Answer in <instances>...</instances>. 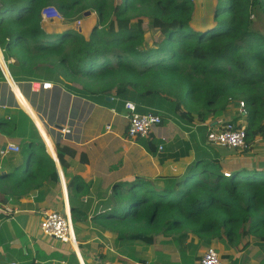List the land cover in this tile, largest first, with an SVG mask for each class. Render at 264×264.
<instances>
[{
	"label": "trees",
	"instance_id": "trees-1",
	"mask_svg": "<svg viewBox=\"0 0 264 264\" xmlns=\"http://www.w3.org/2000/svg\"><path fill=\"white\" fill-rule=\"evenodd\" d=\"M194 5L191 0H0V46L27 76L53 78L127 117L159 115L160 125L173 121L188 135L194 161L183 174L116 181L103 199L104 210L92 215L96 228L113 235L116 251L143 260L134 254L137 246L161 236L160 244L175 249L182 264L198 261L200 249L214 242L226 250L256 246L255 264H264V169L244 167L225 176L222 164L231 149L206 142L209 126L237 101L245 110L246 146L240 152L245 155L257 138L264 140V30L250 25L252 0H217L205 29L190 23ZM47 6L67 23L87 12L95 13L96 22L87 37L75 28L48 33L42 26ZM258 7L264 15V0ZM144 17L158 30L148 46ZM57 148L63 169L68 166L63 154L72 158L75 152ZM53 162L43 144L23 149L17 171L0 174V192L16 200L36 190L34 199L41 200L50 187L43 177L35 178L48 175L55 185ZM85 186L78 176L69 183L72 189ZM80 215L85 213L70 205L74 229ZM246 235L252 238L245 240ZM99 258L104 264L106 255Z\"/></svg>",
	"mask_w": 264,
	"mask_h": 264
},
{
	"label": "crops",
	"instance_id": "crops-1",
	"mask_svg": "<svg viewBox=\"0 0 264 264\" xmlns=\"http://www.w3.org/2000/svg\"><path fill=\"white\" fill-rule=\"evenodd\" d=\"M196 2L199 13L203 12L205 18L211 16L212 20L217 0ZM194 4L193 17L197 11ZM252 5L255 8L251 18L258 15L264 20L258 0H252ZM79 20L81 33L87 37L96 15L90 13ZM83 21L86 22L84 30ZM63 24L65 26L54 19L42 20L44 30L52 34L72 28L70 23ZM6 58L9 63L0 65V174L17 171L23 149L43 144L54 161L58 181L50 186L48 175L35 178L43 177L50 187L39 201L34 199L38 195L36 190H29L28 195L16 200L0 192V264H98L100 253L106 255L104 264H182L175 249L160 244L161 236H156L154 243L147 247L137 246L134 254L143 260L130 259L125 249H114L113 235L96 228L91 217L104 210L103 199L110 195L116 181L129 182L136 175L151 179L159 175L183 174L194 161L188 135L169 120L154 127L147 137L130 138L126 135V114L74 94L53 78L27 76L12 64V58ZM47 82L52 84L49 89L43 88ZM127 107L133 108V105L127 104ZM227 110L217 121L244 126L245 120L239 121L240 116H236L231 107ZM64 129L70 131L64 133ZM8 143L18 145L20 150H5ZM58 144L75 152L72 158L63 154L68 164L63 169L57 159ZM231 160L224 161V170L232 167ZM252 164L251 167L264 169V152ZM74 176L80 177L87 186L70 188ZM66 205L69 215L70 205L85 213L74 224L76 245L44 235L39 230L44 209L63 213L67 211ZM211 246L221 248V254L231 253L232 258L223 259V264H255L258 261L260 250L256 246L247 250H242V244L227 250L219 242Z\"/></svg>",
	"mask_w": 264,
	"mask_h": 264
},
{
	"label": "built area",
	"instance_id": "built-area-1",
	"mask_svg": "<svg viewBox=\"0 0 264 264\" xmlns=\"http://www.w3.org/2000/svg\"><path fill=\"white\" fill-rule=\"evenodd\" d=\"M194 1V0H191ZM44 19H63L61 14L54 7H45L42 11ZM80 25V20L76 21L75 26ZM9 63L6 58L4 50L0 46V65ZM51 83H44L43 88H50ZM238 112L241 115L245 113L243 102H239ZM161 124V117L153 113L146 114H132L127 117L126 135L130 138L147 137L154 127ZM109 128V126H107ZM64 133H68L69 129H64ZM208 144L217 145L228 148L243 149L245 145V132L243 126L238 128L237 124L232 122H218L215 126L209 128L207 134ZM162 148V146H159ZM5 150L18 152L20 147L14 143H8ZM230 172L223 171V175L229 176ZM67 211L59 212L57 210L47 208L44 209L40 222L39 230L42 234L56 238L64 243H74L73 227L70 215ZM197 264H223L220 254L214 247H207L202 253L201 258L198 259Z\"/></svg>",
	"mask_w": 264,
	"mask_h": 264
},
{
	"label": "rangeland",
	"instance_id": "rangeland-1",
	"mask_svg": "<svg viewBox=\"0 0 264 264\" xmlns=\"http://www.w3.org/2000/svg\"><path fill=\"white\" fill-rule=\"evenodd\" d=\"M117 1H119V0H117ZM196 1L197 0H195L194 3H196L197 11H196L194 17L192 15V19H191L190 23H191V25L194 28H203V29H205V28L208 27V24L211 21L210 20V17L211 16L209 17V15H207V18H205L203 12L200 14L199 13V7L197 6V2ZM49 7L51 8L52 6H49ZM194 8H195V6H194ZM83 19H84V16H83ZM63 20L64 19H61V20L60 19H56L55 21H57V22L61 23L63 26H65L63 24V22H65V21H63ZM77 20H75L74 22L70 23L71 24L70 26L72 28H76L75 25H76V21ZM143 21H144L143 22V29L145 31V41H144V44L143 45L144 46H148V45H150L152 43V40L157 36L158 30L156 28H152L145 17H144ZM198 25H200V26H198ZM250 25L254 29L264 30V20H263L262 17H260L258 15H255V16L252 17V21H251V24ZM85 26H86V22L83 21V23H82L83 30H84ZM239 102L240 101H237V102H234V103H231V104L228 105V108L231 107V110L233 112H235V115L236 116H239L238 115L239 113L237 112L238 111L237 108L239 107ZM238 120L239 121L244 120L243 115H241L238 118ZM214 146H217V145H214ZM230 149L231 150L228 151V153H230V154H229V156H226V159H225V160H227V159L228 160H231L232 159L229 163H232L233 162L232 167L225 168V170H227L229 172H231L233 170H236V169H239L241 167L242 168H244V167H251L252 165H254V164H252L253 161H254V159H256L259 154H262L264 152V140H262L260 138H257L256 139V142H255L254 149H251L248 153H245V155L240 152L241 149H234V150L232 148H230ZM224 161H223V164H225ZM73 229H74V227H73ZM75 230H76V228L74 229V233H75ZM251 238H252L251 236H247L246 235L245 240H248V239H251ZM212 247H214L215 250L221 255V253H222L221 252V248L219 250L215 246H212ZM205 249H206L205 247H202L200 249V251H199L200 252V255H202V253L205 251Z\"/></svg>",
	"mask_w": 264,
	"mask_h": 264
},
{
	"label": "water",
	"instance_id": "water-1",
	"mask_svg": "<svg viewBox=\"0 0 264 264\" xmlns=\"http://www.w3.org/2000/svg\"><path fill=\"white\" fill-rule=\"evenodd\" d=\"M90 15V12H87V13H85L83 16L84 17H87V16H89ZM78 32H80L81 31V29H80V27L78 26V27H76L75 28ZM112 98L111 97H106V100L107 101H110ZM213 125V124H212ZM52 154H53V156H54V158L56 157L55 156V153L54 152H52ZM58 165V164H57ZM58 168H59V166H58ZM73 236H74V234H73ZM74 245H76V240H75V238H74V243H73ZM77 249V248H76Z\"/></svg>",
	"mask_w": 264,
	"mask_h": 264
},
{
	"label": "clouds",
	"instance_id": "clouds-1",
	"mask_svg": "<svg viewBox=\"0 0 264 264\" xmlns=\"http://www.w3.org/2000/svg\"><path fill=\"white\" fill-rule=\"evenodd\" d=\"M76 27H78V26H76ZM239 116H240V114H239ZM218 122H227V121H215L214 123H213V125L211 124L210 126H209V128H211V127H213V126H215ZM233 123V122H232ZM238 125V124H237ZM240 125V124H239ZM242 126V125H241ZM237 149V148H236ZM74 233V232H73ZM75 237V236H74Z\"/></svg>",
	"mask_w": 264,
	"mask_h": 264
}]
</instances>
